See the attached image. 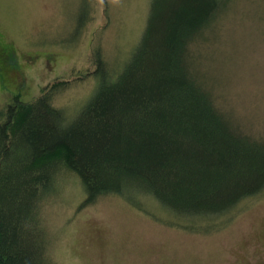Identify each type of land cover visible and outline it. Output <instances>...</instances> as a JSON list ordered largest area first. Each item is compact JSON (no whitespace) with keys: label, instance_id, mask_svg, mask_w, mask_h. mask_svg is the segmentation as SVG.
<instances>
[{"label":"trees","instance_id":"16d2710c","mask_svg":"<svg viewBox=\"0 0 264 264\" xmlns=\"http://www.w3.org/2000/svg\"><path fill=\"white\" fill-rule=\"evenodd\" d=\"M226 5L150 0L116 74L95 52L96 87L71 117L53 103L68 81L30 102L11 97L0 110V264H59L41 206L65 170L83 186L80 206L112 194L144 209L150 195L193 229L264 191V138L216 105L195 48Z\"/></svg>","mask_w":264,"mask_h":264},{"label":"rangeland","instance_id":"374dc122","mask_svg":"<svg viewBox=\"0 0 264 264\" xmlns=\"http://www.w3.org/2000/svg\"><path fill=\"white\" fill-rule=\"evenodd\" d=\"M224 5L195 44L199 67L216 105L244 131L264 138V0ZM149 6L150 0H0V32L24 73L17 95L30 102L68 81L53 103L69 117L76 114L97 84L95 52L116 74L139 41ZM10 86L0 83V110L15 96ZM61 179L41 206L59 264H264V191L214 217V228L206 230L181 226L172 219L182 218L150 195L141 196L144 209L112 194L80 206L79 178L65 170Z\"/></svg>","mask_w":264,"mask_h":264},{"label":"flooded vegetation","instance_id":"af4514ba","mask_svg":"<svg viewBox=\"0 0 264 264\" xmlns=\"http://www.w3.org/2000/svg\"><path fill=\"white\" fill-rule=\"evenodd\" d=\"M24 76L22 71V66L19 63L13 44L9 43L7 40L2 38V33L0 32V83L10 89V85L15 88L13 94L22 89V82L18 83L20 77ZM18 85H14V83Z\"/></svg>","mask_w":264,"mask_h":264}]
</instances>
